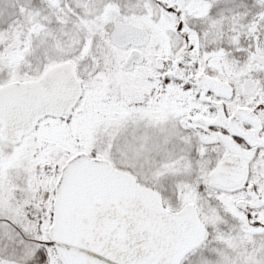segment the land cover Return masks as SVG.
Masks as SVG:
<instances>
[{
	"label": "snow or ice",
	"instance_id": "obj_1",
	"mask_svg": "<svg viewBox=\"0 0 264 264\" xmlns=\"http://www.w3.org/2000/svg\"><path fill=\"white\" fill-rule=\"evenodd\" d=\"M0 264H264V0H0Z\"/></svg>",
	"mask_w": 264,
	"mask_h": 264
}]
</instances>
